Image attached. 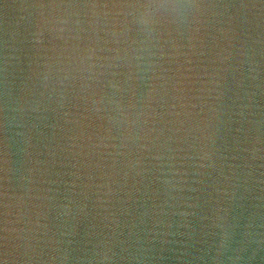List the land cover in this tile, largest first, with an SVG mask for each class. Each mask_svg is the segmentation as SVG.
<instances>
[{"label": "water", "instance_id": "1", "mask_svg": "<svg viewBox=\"0 0 264 264\" xmlns=\"http://www.w3.org/2000/svg\"><path fill=\"white\" fill-rule=\"evenodd\" d=\"M0 264H264V0H0Z\"/></svg>", "mask_w": 264, "mask_h": 264}]
</instances>
